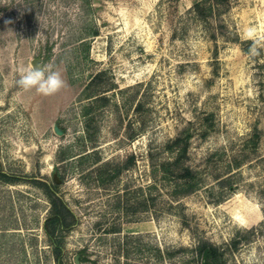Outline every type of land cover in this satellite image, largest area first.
Returning <instances> with one entry per match:
<instances>
[{
    "label": "rangeland",
    "instance_id": "1",
    "mask_svg": "<svg viewBox=\"0 0 264 264\" xmlns=\"http://www.w3.org/2000/svg\"><path fill=\"white\" fill-rule=\"evenodd\" d=\"M197 1L0 0V264H185L200 239L264 264V47L245 36L264 43V0H229L215 38ZM37 58L58 93L17 86ZM187 136L200 187L180 196L152 163ZM56 198L71 226L53 244Z\"/></svg>",
    "mask_w": 264,
    "mask_h": 264
},
{
    "label": "trees",
    "instance_id": "2",
    "mask_svg": "<svg viewBox=\"0 0 264 264\" xmlns=\"http://www.w3.org/2000/svg\"><path fill=\"white\" fill-rule=\"evenodd\" d=\"M228 3L229 0L197 1L191 8L190 13H192V15L202 23L205 30L211 33V36L215 38L218 34L217 32H219L217 28L215 29V26L219 24V27H225L224 23L221 22V17L225 12ZM221 34L225 36L226 33L225 31H221ZM235 40H237V38ZM101 75L102 73L97 74L94 79L99 78ZM103 94V92L99 93L95 96L96 98L94 100H107V97ZM188 140V136L186 138L178 137L171 143L169 148L171 152L175 151V157L172 160L160 164L152 163V176L157 179V176L161 175L163 179L174 181V190L176 194L180 196L190 195L196 192L200 187L198 173L185 164L188 154ZM108 164L109 163H106L105 166H108ZM135 164L136 159L134 155L127 157L120 167L116 168L114 176L118 177L122 173L128 172ZM156 184L155 180L151 187H155ZM53 208L54 209L45 221L44 229L46 234L52 240V243L55 244V233L58 231H66L70 228L71 223H69L70 211L63 200L56 198V200L53 201ZM115 230L116 229H112L113 233L118 232ZM233 245L236 247L237 242L233 243ZM180 250L190 252L191 254L185 264H224L225 254L206 239L198 240L190 251L185 247H181ZM168 251L166 252L168 258L175 257L177 252ZM159 253L161 254L160 249ZM86 260V257L81 255L80 262L84 263Z\"/></svg>",
    "mask_w": 264,
    "mask_h": 264
},
{
    "label": "clouds",
    "instance_id": "3",
    "mask_svg": "<svg viewBox=\"0 0 264 264\" xmlns=\"http://www.w3.org/2000/svg\"><path fill=\"white\" fill-rule=\"evenodd\" d=\"M246 38L253 43L249 48L248 54L252 57L259 55V50L264 47V43L257 38L254 29H248L245 33ZM17 86L24 91L35 90L43 96H51L58 93L66 86V81L61 73L53 70L51 65H36L33 63L20 69L19 79L16 80Z\"/></svg>",
    "mask_w": 264,
    "mask_h": 264
},
{
    "label": "water",
    "instance_id": "4",
    "mask_svg": "<svg viewBox=\"0 0 264 264\" xmlns=\"http://www.w3.org/2000/svg\"><path fill=\"white\" fill-rule=\"evenodd\" d=\"M32 63H33L34 66L39 65V64H41V59L40 58L34 59L32 61ZM57 132L60 134L58 129H57ZM76 262L79 264V257H77Z\"/></svg>",
    "mask_w": 264,
    "mask_h": 264
},
{
    "label": "bare ground",
    "instance_id": "5",
    "mask_svg": "<svg viewBox=\"0 0 264 264\" xmlns=\"http://www.w3.org/2000/svg\"><path fill=\"white\" fill-rule=\"evenodd\" d=\"M243 222H246L244 219L242 220Z\"/></svg>",
    "mask_w": 264,
    "mask_h": 264
}]
</instances>
